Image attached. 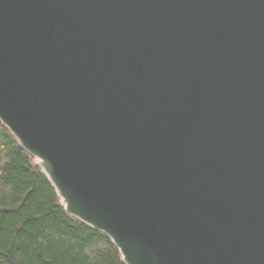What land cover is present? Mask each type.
<instances>
[{"label":"water","instance_id":"95a60500","mask_svg":"<svg viewBox=\"0 0 264 264\" xmlns=\"http://www.w3.org/2000/svg\"><path fill=\"white\" fill-rule=\"evenodd\" d=\"M0 124L123 264H264V0H0Z\"/></svg>","mask_w":264,"mask_h":264},{"label":"trees","instance_id":"16d2710c","mask_svg":"<svg viewBox=\"0 0 264 264\" xmlns=\"http://www.w3.org/2000/svg\"><path fill=\"white\" fill-rule=\"evenodd\" d=\"M0 264H123L106 236L64 212L33 158L1 124Z\"/></svg>","mask_w":264,"mask_h":264},{"label":"rangeland","instance_id":"374dc122","mask_svg":"<svg viewBox=\"0 0 264 264\" xmlns=\"http://www.w3.org/2000/svg\"><path fill=\"white\" fill-rule=\"evenodd\" d=\"M34 160V159H33ZM34 164H35V161H34Z\"/></svg>","mask_w":264,"mask_h":264}]
</instances>
